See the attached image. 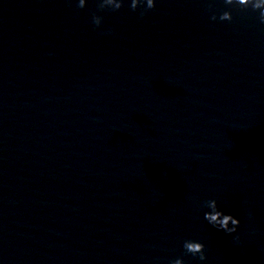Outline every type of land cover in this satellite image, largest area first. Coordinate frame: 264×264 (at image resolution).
Returning a JSON list of instances; mask_svg holds the SVG:
<instances>
[{"label": "clouds", "instance_id": "1", "mask_svg": "<svg viewBox=\"0 0 264 264\" xmlns=\"http://www.w3.org/2000/svg\"><path fill=\"white\" fill-rule=\"evenodd\" d=\"M226 5H236L240 7L242 10L247 9L249 6L253 9V11L259 10V22L264 24V5L261 4L260 0H249L248 6L241 7L244 3V0H224ZM124 6V0H97V9L98 11H118ZM143 6V10L140 12L141 17H143L147 11L152 10L156 6V0H131L129 5L132 11H136L138 8ZM77 7L83 9L86 7V0H78ZM209 11L212 10V4H208ZM210 19L216 21L219 19L220 21H228L231 22L233 20V15L231 11H223L218 16L216 13L210 16ZM92 23L96 28H101L103 24V17L97 15L95 12L92 14ZM111 29L108 30L107 33L102 34H110ZM204 206L208 209V211L204 212V220L207 221L209 225L218 231H223L225 234L231 236L233 233H237L238 228L240 226V219L233 216L232 214L225 213L218 204L217 199H209L204 202ZM233 241L235 243L240 242L239 235L233 237ZM183 249L184 255H191L192 257H198L200 261L207 260V249L206 245L199 240L195 239H186L183 241ZM168 264H185V260L183 257H177L168 262Z\"/></svg>", "mask_w": 264, "mask_h": 264}]
</instances>
